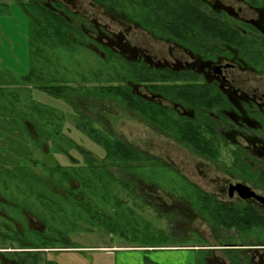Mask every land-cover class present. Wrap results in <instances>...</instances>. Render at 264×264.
<instances>
[{
    "label": "flooded vegetation",
    "instance_id": "af4514ba",
    "mask_svg": "<svg viewBox=\"0 0 264 264\" xmlns=\"http://www.w3.org/2000/svg\"><path fill=\"white\" fill-rule=\"evenodd\" d=\"M16 2L26 16L22 4L32 6L39 2L45 7L44 26L57 18L72 28L63 34L71 40L70 47L54 48L42 42L40 47L37 40L31 39L27 16L29 48L34 41L41 55L48 52L58 57L45 58L42 78L31 79L32 83L79 88L60 97L38 89L41 95L34 93L36 89L28 95L31 101L36 100L48 110L44 114L40 147L34 146L16 117L7 121L0 116V151L9 154L8 159H2L0 154V165L2 162L4 167L22 164L16 150L25 156L40 151L41 165L72 171L73 177L57 175L59 186L51 185L57 191L55 198L59 204L54 208L44 207L50 215L54 210L57 220L59 210L68 217L71 232L81 229L82 221L94 229L96 226L111 231L118 228L120 237H124L123 229L108 216V211L113 209L118 215L126 204L125 199L131 197L142 200L167 218L169 238L153 230L163 236V242H180L181 245L167 249L187 251V264H264V0ZM60 51L74 60L82 55L80 63L62 64ZM34 66L32 61V67L19 75L10 87L20 86L22 77L30 75ZM55 71L57 79L52 73ZM114 72H119L121 77L113 76ZM130 72L155 77L132 80L128 77ZM166 75L170 80H165ZM112 87L127 89V92L129 89L132 96L127 95L139 99V102L135 100L136 108L127 104L126 95L112 96ZM122 113L204 161L208 165L204 166L206 172L210 167L216 175L206 179L198 166L200 176L180 175L175 180L170 178L167 185H161L163 170L177 173L174 164L118 136L110 123V115ZM114 119L116 121L115 116ZM26 128L33 133L32 123ZM107 138L121 140L140 153L142 157L133 162L140 167L138 176L125 174L118 163L112 161L105 142ZM201 150L214 153L206 154ZM85 165L105 166V173L115 174L87 177L92 181L91 192L87 193L92 199L89 212L83 206L86 203L81 194L82 177L77 176ZM97 180H104V185L97 186ZM68 184L72 191L66 190ZM4 192L0 191V206L8 204L9 214L17 212L15 201H8ZM70 197L77 204L72 206ZM165 197L183 203L184 210L168 206ZM149 198L157 200L149 201ZM22 207L19 212L26 215L28 208ZM183 213L186 214L185 231ZM90 214L95 218H89ZM118 217L127 215L122 212ZM4 218L0 232L15 236L11 224H7L12 217L3 208L0 220ZM29 232L22 238L25 245L30 244L25 241ZM61 232L65 233L63 237L68 234L66 231L58 233ZM186 242L189 245H185ZM161 247L164 246H139L154 251L163 250ZM114 250L119 249L107 251ZM14 252L24 251L6 253H11L12 257ZM0 260L2 264H5L3 260L9 262L2 254ZM146 260L152 261L145 256V264Z\"/></svg>",
    "mask_w": 264,
    "mask_h": 264
},
{
    "label": "rangeland",
    "instance_id": "374dc122",
    "mask_svg": "<svg viewBox=\"0 0 264 264\" xmlns=\"http://www.w3.org/2000/svg\"><path fill=\"white\" fill-rule=\"evenodd\" d=\"M16 1L17 0H0V87L5 89L6 87L12 86V84L7 85L11 78H18L19 75L25 73L32 67V61L34 65H36V62H40L38 57L39 54L35 56L30 52L31 50L28 42V18ZM23 1L25 2L27 0ZM6 4L7 8H5ZM33 52H35V49ZM54 54H52V59L58 58L56 56L54 57ZM81 56L82 55L79 57L77 56L79 59L74 60L73 57L66 56V54L61 55V63H67V66L75 61L80 63ZM3 92L6 93L9 91H0V93ZM34 93L41 95L37 89ZM48 101H50L49 97ZM1 113L3 112L1 111L0 114ZM110 117L113 122H110L112 128L118 136L123 137L135 146L143 147V150L149 154L158 156L160 159L174 164L173 166L177 173L175 171L163 170L161 185H167L170 178L171 180H175L174 178L180 175H185L188 178H191V175L193 174L196 175V177L200 176L198 166L201 167L203 174L206 175V179H211L216 175V172L210 167L209 172H206L204 166L208 165L204 161H199L193 155H190L186 151L177 147L169 139L159 136L153 130L141 125L131 117L123 115V113L120 116L112 114ZM0 154L2 159L9 158V154H5L4 151H0ZM34 156L37 158H32L40 159V151L36 154L34 153ZM1 165L3 166L5 163L2 162ZM15 166L17 165L12 166L11 169L15 168ZM151 189L158 191L155 187H152ZM155 194H153L154 198H156ZM7 196L9 197V194ZM154 198H149L148 200L156 201L157 199ZM7 200L9 201V198ZM164 200L168 206L172 205V208H176L178 211L184 210L185 208L183 203H175L166 197ZM14 201L17 204L18 202L21 203L22 198L17 193H14ZM125 202L126 204L124 205V208L120 210L118 215L115 214L118 213V211L115 212L113 209H109L108 211V216H112L113 220H115L118 226H120V230L123 229L124 237H120L122 234L118 228L111 231L109 229L94 226V229L92 228V225H84L85 222L82 221H80L81 224H79L81 229H76V232H71L72 226L67 222L68 217L66 218L65 215L60 214L62 212L59 210V219H56L57 216L52 218V215H50V213L42 207V204L36 201L33 197L23 203V205L28 208L26 210V215L18 211L9 214L8 212L11 209L8 207V204L0 206V210L2 211L4 208L7 215L12 217V221H8L7 224H11L10 227L14 230V233H17L18 237L20 236V238H24V234L27 235V231L30 230H37L49 234L45 235L46 239H51V234L55 231L56 233L60 231H66L68 233L62 237L63 243L57 244V246H75L77 248L68 251H52L47 252L44 255L42 254L39 264H47L49 262H52L53 264H145V256L159 264L188 263L189 257L187 251H174L167 249L176 245H181L180 242L172 243L170 241L167 242V240L163 242V236L154 231L158 230L163 232L166 235V238H169L168 233L170 231V222L167 221V218L160 216L155 208L152 209L146 206L140 199L135 200L134 198L129 197L125 199ZM122 212L126 214L127 217H118ZM183 215L185 220L183 230L185 231L186 214L183 213ZM5 219L6 218L1 219L0 222L3 223ZM179 226L180 224L177 227ZM1 228L3 227L0 226V229ZM155 244L164 246L161 247L163 250L154 251L143 250L152 248H139V246ZM184 244L189 245L187 242ZM115 248L119 250H114V252L107 251ZM11 250L28 251L27 249H22L17 240L11 241L9 239L6 240L4 244L1 243L0 252L3 253L0 254H2V257L5 260L9 261L8 264L11 263L10 259H14V257L9 255L11 253H6ZM57 250H65V248ZM0 264H2L1 260Z\"/></svg>",
    "mask_w": 264,
    "mask_h": 264
},
{
    "label": "trees",
    "instance_id": "16d2710c",
    "mask_svg": "<svg viewBox=\"0 0 264 264\" xmlns=\"http://www.w3.org/2000/svg\"><path fill=\"white\" fill-rule=\"evenodd\" d=\"M32 5V4H31ZM22 7L24 8L29 20H30V27H31V39L37 40L38 45L41 47L42 43H45L46 46H53L54 48L56 46H65V48L71 46V40L68 38H64L63 34L67 31H71L72 28L69 23H66L62 20L55 19L51 20L49 22L45 23L42 21V15L46 13V8L43 7L39 2H35L34 5L30 6V4H22ZM49 31L52 32V34H46L45 32ZM58 40H57V39ZM31 42V51L33 55L39 54V60L40 62H36V66H34L31 71L30 75L23 76L20 87H6L1 88V90H8L9 92L6 93H0L1 100H0V112L2 111L0 115L5 118L7 121L12 118L16 117L20 122L21 125L25 131V134L28 135L30 138H32V142L37 146L40 147L41 139L43 138V127L45 126L44 121L45 117L44 114L48 113V110L44 105L41 103H37L36 100H30L29 94H33V89H38L42 91L49 92L51 95H55L57 97H60L65 94H70L71 92L77 90L78 88H72L67 85H63L62 87H56V86H43V85H34L31 81L32 80H38L42 78V75L44 74L43 67H46V61L45 58H52V55L46 52L47 54L41 55L39 49H36V46ZM36 42V41H35ZM62 46V47H63ZM35 49V52H33ZM66 50V49H65ZM63 55L61 51L59 52L58 56ZM44 58V60H43ZM62 58V57H61ZM60 58V59H61ZM121 59V58H120ZM43 62V63H42ZM52 72L54 74V78H56V73ZM123 74V73H122ZM113 76L121 77V74L119 72H114L112 74ZM124 76V75H123ZM144 76H150V78H154V75H147V73H144V75H140L138 73H129V79L132 80H138L142 79ZM98 77V76H97ZM63 79V78H62ZM62 79H60L62 81ZM34 80V81H35ZM165 80H170L168 78V75L165 76ZM164 80V81H165ZM64 83H69V81L64 80ZM32 88H28L29 86H32ZM81 88V87H80ZM32 89V90H31ZM82 89V88H81ZM126 94H125V91ZM121 89L120 87H112L111 94L114 97H122L123 95L127 96L128 99V105L135 109L139 102V99L132 96V93L128 89ZM32 92V93H31ZM91 92L88 90V93ZM98 94H102L103 92H97ZM129 96H128V95ZM135 100H138L137 102ZM141 102V101H140ZM137 110V109H136ZM151 114H153L154 108L150 109ZM154 116V115H153ZM52 117L51 115V109H49V119ZM28 123H32V126L34 127L33 133H29L27 130ZM108 146V154L109 157L112 158V161L115 163H118V165L121 167L123 172L130 176H138L139 175V166L135 165L133 162L135 160L140 159L142 156L140 153H138L135 149H133L131 146L127 145L125 142L118 140L116 138H107L105 140ZM203 153H214L212 150H201ZM34 151L30 153V156L24 155L23 153H19L17 150L15 152L16 157L18 160L22 161V164H19L15 166V168L11 169L12 167H4L0 165V187H2V190L5 191V197L9 198V200L14 202V193H17L21 198V203H16V210L19 212L23 209L22 206L27 208L23 203L25 201H28L31 197L35 198L36 201L40 202L42 204V207H56L57 204V191L51 187L53 185L54 187L59 186L57 183V175H65L69 177H73L72 171H62L57 166H47L45 164L41 165L39 162V159L34 156ZM34 157V158H32ZM17 167V168H16ZM106 167L101 165H85L84 167H81L80 173L77 176L82 177V187L83 190L81 191V194L83 196V200H85V205H83L85 208H87V212H89V202L92 201V199L89 197L87 193L91 192V186L92 181H90L87 177H89L91 174H96L98 176H105V175H111L114 176L115 174L112 173H105ZM48 173V176L44 173ZM68 178V177H67ZM104 180H97L96 184L97 186H103ZM69 187H66V190L72 191V187L68 184ZM0 190V191H2ZM9 194V197L7 196ZM90 194V193H89ZM51 196V197H50ZM60 198V197H59ZM71 205L74 206L75 203L72 197H70ZM82 206V205H81ZM99 207V206H97ZM112 207H115L114 204H112ZM52 209V208H51ZM54 214L52 215V218H55L57 216L56 212L52 210ZM95 218L92 214H90L89 218ZM97 219H99V215L97 216ZM12 229V228H11ZM63 232L56 233L53 232L51 234V239H46L45 235H49L44 232H40L37 230H30L29 237L26 240L30 242L29 245L24 244V240L20 237H18L17 233H15V236H9L7 232H0V241H2V244L6 242L7 239H11V241L17 240L19 242V246H21L22 249H27L28 251L24 252H14L12 254V257L15 255L16 258L14 260H11L10 264H39L40 259L42 258L41 255L46 254L47 251L50 249H74L77 248L75 246H57V244L63 243L62 237ZM25 246H31V247H25ZM3 253V252H0ZM3 262L5 264H8L7 261ZM47 264H53L52 262H49ZM146 264H158L156 262L146 260Z\"/></svg>",
    "mask_w": 264,
    "mask_h": 264
},
{
    "label": "crops",
    "instance_id": "0c3cea01",
    "mask_svg": "<svg viewBox=\"0 0 264 264\" xmlns=\"http://www.w3.org/2000/svg\"><path fill=\"white\" fill-rule=\"evenodd\" d=\"M15 79H16V78H11L10 82L7 83V85H9V84H12V85H13L14 83H16V82H15Z\"/></svg>",
    "mask_w": 264,
    "mask_h": 264
}]
</instances>
